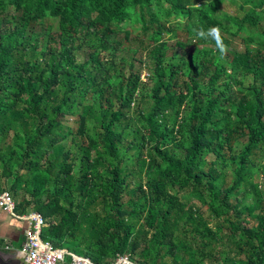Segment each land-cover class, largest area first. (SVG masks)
Segmentation results:
<instances>
[{
  "label": "trees",
  "instance_id": "obj_1",
  "mask_svg": "<svg viewBox=\"0 0 264 264\" xmlns=\"http://www.w3.org/2000/svg\"><path fill=\"white\" fill-rule=\"evenodd\" d=\"M220 1L0 0V15L10 8L15 22L11 28L0 29V134L12 131L19 150L13 153L24 171H11L1 157V176L9 178L10 192L19 183L29 191L32 212L44 220L41 240L94 264H106L115 255H127L135 264H156L166 254L177 259L172 250L188 245L184 240L163 244L177 221H182L181 226L188 225L189 232L199 238V245L187 262L176 264H203L214 257L206 247L215 234L197 209H184L169 192L188 190L205 197L212 218L224 217L236 254L243 255L242 264H264L263 209L236 210L229 202L246 184L256 194L260 187L251 182L250 169L251 158L262 152L264 144L263 42L255 41L256 46L240 53L226 50L228 28H235V35L244 24L256 27L264 0H243L246 9L238 21L225 14L215 17ZM137 13L144 31L159 35L193 16L197 20L187 41L193 47L188 52H173L162 40L142 46L149 66L145 82L139 79L133 56L114 61L120 43L111 42L120 25ZM37 24L57 34L59 49L38 50V41L30 36ZM213 28L218 38L210 31ZM88 35L97 45L85 54L86 59L76 62L73 41ZM128 35L124 30L123 38ZM246 39L253 42L251 36ZM197 43L204 46L196 48ZM108 49L112 53L100 58ZM109 64L116 84L105 72ZM59 116L71 117L75 135L85 141L78 145L75 176L73 163L66 162L67 154L63 156L59 145L71 130L61 126ZM182 118L185 123L180 122ZM88 119L95 138L85 133ZM132 120L138 125L133 126ZM239 138L243 145L231 153V142ZM175 148L179 155L172 152ZM131 149H136L145 191L141 185L135 188L141 198L134 194L127 200L130 210L124 216L120 201L132 185L126 183L120 155ZM262 153L257 174L264 181ZM224 168L231 171L227 187ZM57 172L63 174L61 180ZM43 191L45 201H40ZM24 210L14 204L15 214L22 215ZM143 212L147 213L144 225L152 233L149 246L137 250L131 228ZM247 219L250 225L244 226ZM216 264L235 262L225 256Z\"/></svg>",
  "mask_w": 264,
  "mask_h": 264
},
{
  "label": "rangeland",
  "instance_id": "obj_2",
  "mask_svg": "<svg viewBox=\"0 0 264 264\" xmlns=\"http://www.w3.org/2000/svg\"><path fill=\"white\" fill-rule=\"evenodd\" d=\"M243 0H221L218 5V10L215 15L217 19L221 18L222 14L227 15L229 18L238 21L243 16L245 6L242 5ZM242 7V8H241ZM262 11V19L258 22L256 27H251L247 25H243V29L240 32H237L235 35L232 33L235 31V28H228V45L226 50L230 53H240L243 51L245 47H254L256 44L255 41H262V51H264V8ZM14 20L12 16V11L10 8H7L6 13L0 15V29L11 28L14 25ZM197 23L196 17L193 16L190 21L181 22L179 26H173L169 33L159 35L155 31H144V22L140 19V16L135 14L127 23L120 25L119 29L116 30V34L111 36V42H119L120 43V51L114 55V61H118L121 58H126L129 56H133V58L137 61L134 62V67H139L140 75L139 79L142 82H145L147 76L149 75V66L147 62V58L145 56V52L142 50V46L144 45H153L159 41H166L168 45L171 47L173 52L180 53L182 51H190L192 50L191 44H187V41L193 35V27ZM113 27V25H111ZM127 30L129 35L127 39L123 38V31ZM144 31V35L142 34ZM231 33V35H230ZM32 39H36L38 50L45 51L48 47L59 49V43L57 34L47 30V27L43 24H37L33 28L30 33ZM252 37L253 42L247 41V37ZM51 37V38H49ZM141 43H140V42ZM179 42L184 46L183 48L179 47L175 43ZM141 44V45H140ZM97 45V41L93 36H78L73 41V56L76 62H82L86 59L85 54H88L94 46ZM92 46V47H90ZM196 48H199L204 45H200L197 43ZM37 50V52H38ZM112 51L108 49L106 52H101L100 58H104L105 55H110ZM237 70V69H236ZM124 75H127V70H123ZM106 74L111 78L113 84L117 83V78H115V72L112 69V65L109 64L106 66L105 70ZM241 73H238V70L235 72V78L239 79ZM222 84L219 81L217 84V88L221 89ZM231 89H235V85L231 84ZM143 106L141 105L140 108ZM134 107H132L133 109ZM134 118V116H133ZM59 123L63 128H68L71 130V133L63 139L59 145L61 146V150L63 152V156L67 154L66 162H72L73 168L71 171L72 176L76 175L77 171V162L79 159L78 155V145H84L85 141L83 138H80L75 135L76 123L69 116H59ZM180 122L185 123L184 118L180 120ZM133 126H137L138 123L135 120L131 121ZM93 122L88 119L85 124V133L87 136L95 138V132L92 128ZM29 130V127L27 128ZM127 141L130 142V137L127 138ZM243 139L239 138L235 141L231 142V153H237L240 147L243 145ZM262 152L264 151V144L261 145ZM13 152H19V150L15 147L13 139H12V131L9 130L6 134H0V159L3 157V163L9 168L11 171L19 170L20 173H24L22 169H19V163L15 159ZM49 152V150H48ZM175 155H179L180 150L175 148L172 150ZM259 152L251 158V169L250 172L253 174V178L251 182L256 186H260L257 190L256 194L252 188L246 184L242 187L241 190L237 191L230 199L229 202L235 204L236 210H243L244 208L251 206L255 209V212L260 210V208L264 211V181L259 178L258 165L263 161L262 155L263 153ZM122 153V152H121ZM120 153V154H121ZM136 149H131L128 153L124 155H120L121 157V167L124 169V173H126V183H131L132 188L128 192V194L122 197L120 201L121 213L125 216L129 212V208L127 206V200L132 198L134 194H138L135 188L138 185H141L142 190L145 191L143 185L145 182L143 170L140 171L138 166V162L136 161ZM208 160L212 159L210 156L206 157ZM17 162H16V161ZM56 171V170H54ZM224 174L230 175L231 171L229 168L223 169ZM57 178L61 180L63 178V174L57 172ZM224 186L227 187L230 184V177L227 176L225 179ZM11 183L9 178H4L1 176V162H0V192L2 190L8 191L11 195L13 203L20 204L23 209H27L28 211H33V206L30 202V193L27 191V188L23 185V183H19L16 187V191L10 192L8 188ZM170 194L173 195L177 202H179L184 209L192 208L197 209L198 213L206 224V227L209 228L215 234V240H212L211 243L206 247L210 254L214 255V257L204 260L203 264H216L222 261V258L227 256L230 259L234 260L235 264H242L243 255L236 254L235 248L232 245V240L229 239L230 230L228 227V223L225 222L224 217H219L217 219L212 218L210 216L208 205L206 204L205 197L203 198L198 195H192L188 190H169ZM139 197L141 198V193L139 192ZM45 192L41 193L40 201H45ZM26 203H29L27 205ZM147 216L146 212H143L141 218L136 222V224L131 228L132 233L134 234V239L136 241L137 250L145 248L149 246V241L151 237L152 230L147 228L144 225L145 217ZM56 221V219L52 220ZM182 221H177L178 226L173 228L164 238L163 244H169L170 241L176 242L177 240H184L188 245L191 246L190 249L182 248L181 246H177L172 250L174 256L177 259H173L169 254L164 255L162 259L157 258L156 264H176L181 262H187L190 259V255L194 252H197V248L199 245V238L192 235L187 227L181 226ZM244 226H249L250 223L248 219L243 223ZM185 229V230H184ZM191 244V245H189ZM127 256V255H126ZM136 256H132V259L135 261Z\"/></svg>",
  "mask_w": 264,
  "mask_h": 264
},
{
  "label": "built area",
  "instance_id": "obj_3",
  "mask_svg": "<svg viewBox=\"0 0 264 264\" xmlns=\"http://www.w3.org/2000/svg\"><path fill=\"white\" fill-rule=\"evenodd\" d=\"M0 210L16 220L24 221L26 227L22 232V241L14 254L21 264H94L89 259L77 256L65 249H58L40 239V231L44 226L43 218L36 212L17 215L11 195L0 193ZM8 250V246L5 247ZM106 264H135L126 255H115Z\"/></svg>",
  "mask_w": 264,
  "mask_h": 264
},
{
  "label": "crops",
  "instance_id": "obj_4",
  "mask_svg": "<svg viewBox=\"0 0 264 264\" xmlns=\"http://www.w3.org/2000/svg\"><path fill=\"white\" fill-rule=\"evenodd\" d=\"M31 211L25 209L23 214ZM26 227L24 221L16 220L6 212L0 210V252L4 257H15V250L22 241V232ZM8 246V250L5 247Z\"/></svg>",
  "mask_w": 264,
  "mask_h": 264
},
{
  "label": "water",
  "instance_id": "obj_5",
  "mask_svg": "<svg viewBox=\"0 0 264 264\" xmlns=\"http://www.w3.org/2000/svg\"><path fill=\"white\" fill-rule=\"evenodd\" d=\"M0 264H21L20 261L14 257H4L0 252Z\"/></svg>",
  "mask_w": 264,
  "mask_h": 264
},
{
  "label": "clouds",
  "instance_id": "obj_6",
  "mask_svg": "<svg viewBox=\"0 0 264 264\" xmlns=\"http://www.w3.org/2000/svg\"><path fill=\"white\" fill-rule=\"evenodd\" d=\"M210 31L212 32L213 35H216L218 38V30L217 29L213 28ZM201 35H203V33H201Z\"/></svg>",
  "mask_w": 264,
  "mask_h": 264
}]
</instances>
